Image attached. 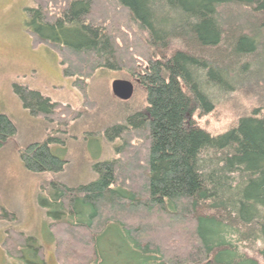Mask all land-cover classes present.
I'll return each mask as SVG.
<instances>
[{"label": "trees", "instance_id": "trees-1", "mask_svg": "<svg viewBox=\"0 0 264 264\" xmlns=\"http://www.w3.org/2000/svg\"><path fill=\"white\" fill-rule=\"evenodd\" d=\"M32 1V44L61 55L81 92L104 65L126 67L146 92L144 111L107 131L122 141L117 159L94 163L88 183L51 181L39 198L56 231L57 264H261L264 114L214 136L192 116L213 109L214 93L264 71V0ZM13 91L32 116L61 124L76 116L37 90L14 83ZM15 134L0 113V147ZM52 140L19 150L27 171L63 170ZM10 237L23 263L45 264L35 237Z\"/></svg>", "mask_w": 264, "mask_h": 264}, {"label": "rangeland", "instance_id": "rangeland-1", "mask_svg": "<svg viewBox=\"0 0 264 264\" xmlns=\"http://www.w3.org/2000/svg\"><path fill=\"white\" fill-rule=\"evenodd\" d=\"M31 7H35L32 0H0V113L16 127L15 136L0 147V264H25L19 258L18 241L15 246L6 243L10 236L12 241L18 236L21 243L28 236L35 237L40 259L45 264H57L51 237L56 231L39 205L44 189L48 190L47 185L54 180L68 186L92 181L96 177L94 163L118 158L116 148L122 141L108 140L107 131L115 125L124 126L127 115L144 111L147 105L145 89L124 66L96 68L83 79L85 92H81L82 86L76 83L79 78L64 74L66 65L61 63V55L46 45L32 44L26 30L27 9ZM259 42L257 51L262 57L264 31ZM259 61L254 66H259ZM250 73L230 92L214 93L213 109L208 113L195 111V124L214 136L232 128L240 117L254 112L264 114V71L255 76ZM115 79L133 84L129 100L113 96L111 82ZM14 83L39 91L53 103L67 105L76 116L61 124L30 115L14 93ZM48 137L57 141L50 146L66 161L63 170L55 174L27 171L19 150ZM257 258L264 264L262 258Z\"/></svg>", "mask_w": 264, "mask_h": 264}, {"label": "water", "instance_id": "water-1", "mask_svg": "<svg viewBox=\"0 0 264 264\" xmlns=\"http://www.w3.org/2000/svg\"><path fill=\"white\" fill-rule=\"evenodd\" d=\"M133 84L124 79H115L111 82V92L114 97L126 101L129 100L133 93Z\"/></svg>", "mask_w": 264, "mask_h": 264}]
</instances>
